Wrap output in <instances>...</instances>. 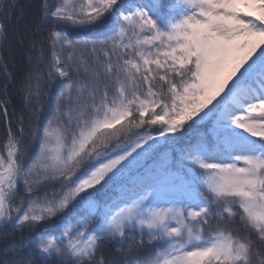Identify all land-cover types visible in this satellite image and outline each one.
I'll return each instance as SVG.
<instances>
[{"label":"snow or ice","instance_id":"obj_1","mask_svg":"<svg viewBox=\"0 0 264 264\" xmlns=\"http://www.w3.org/2000/svg\"><path fill=\"white\" fill-rule=\"evenodd\" d=\"M5 48L0 264H264V0H0Z\"/></svg>","mask_w":264,"mask_h":264},{"label":"trees","instance_id":"obj_2","mask_svg":"<svg viewBox=\"0 0 264 264\" xmlns=\"http://www.w3.org/2000/svg\"><path fill=\"white\" fill-rule=\"evenodd\" d=\"M34 0H21L23 4L33 3ZM78 30H71V34H77ZM28 73L26 60L20 55H12L8 48L3 50V59H0V105L7 107L9 116L16 130L17 121L26 114L24 102V84ZM44 107L49 103L47 93L41 97ZM8 122L5 120L3 111H0V148L6 137Z\"/></svg>","mask_w":264,"mask_h":264}]
</instances>
